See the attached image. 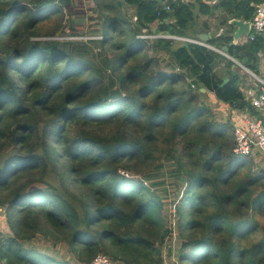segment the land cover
I'll return each mask as SVG.
<instances>
[{"label": "trees", "instance_id": "16d2710c", "mask_svg": "<svg viewBox=\"0 0 264 264\" xmlns=\"http://www.w3.org/2000/svg\"><path fill=\"white\" fill-rule=\"evenodd\" d=\"M162 1L0 0V264H164L172 201L179 264H264V168L204 100L257 112L228 57L139 36L187 37L193 5ZM217 41L257 71L263 34Z\"/></svg>", "mask_w": 264, "mask_h": 264}, {"label": "built area", "instance_id": "2783aa9c", "mask_svg": "<svg viewBox=\"0 0 264 264\" xmlns=\"http://www.w3.org/2000/svg\"><path fill=\"white\" fill-rule=\"evenodd\" d=\"M164 4V3H163ZM165 10H169V6L165 5L162 7ZM246 21V20H243ZM250 30L246 34L248 40H253L256 33L264 34V1L259 2L255 5V10L249 20ZM140 37L148 38H171L176 41H187L207 48H212L220 54L228 57L234 64L239 66L245 73L249 74L251 79L255 82L256 86H249L242 88V93L244 100H247L250 106L257 112L252 114L250 112L243 115L242 124L234 125V136L235 144L233 146V152L235 154H243L254 157L255 160L264 159V74H258L252 71L250 68L243 64L240 60L230 56L221 50L220 47H215L206 41L199 38L185 37L178 35H169L165 33H151V34H141ZM263 72V71H262ZM173 206H169L172 215L170 217V234L167 238H176L175 227H176V217L175 214V203L173 201ZM179 245V240L176 238ZM1 242V241H0ZM167 243V242H166ZM165 243V244H166ZM170 247V246H169ZM178 248V247H177ZM174 261V257H172ZM165 263V258H164ZM89 264H111V260L108 255L104 253H98Z\"/></svg>", "mask_w": 264, "mask_h": 264}, {"label": "crops", "instance_id": "0c3cea01", "mask_svg": "<svg viewBox=\"0 0 264 264\" xmlns=\"http://www.w3.org/2000/svg\"><path fill=\"white\" fill-rule=\"evenodd\" d=\"M184 1H187V3H190L193 5V12H194V19L191 23V26H189V28L187 29V37L197 38L196 36L198 33H205L206 38H207L206 42L210 43V39L216 38L217 40L219 36L225 35V34L231 36L232 32L235 30V26H233V24H230L228 22V20H230L231 18L235 16H233L229 11L226 10L227 5L225 4V2H227V0H184ZM199 2L207 4L208 6H210V8L208 10L204 8V10L202 11L201 7H199ZM242 20H245V19H242ZM231 41H232V37H231ZM190 44H193V43H190ZM214 44H215L214 46H216L218 44V41ZM217 46H220V45H217ZM209 49L215 51L212 48H209ZM240 61H242V59ZM256 63H258V69L256 68L257 70L256 73L264 74V51L260 53V57ZM224 66H225V61L221 59L219 65L216 68V71L219 73L221 70L224 69ZM231 68L233 71H237L238 73H240L241 78L239 80V83L241 85V88H246L249 86H256L255 82L251 79L249 74L245 73L239 66L233 63V66H231ZM219 75L223 77H227L224 74H219ZM201 90L205 91L204 88H201ZM209 95L214 97L213 93H209ZM214 104L216 107L215 110L221 112L224 115L223 117L225 118L231 117L234 120L235 124H242L243 115H246L248 112L247 110H245L246 107H242V108L234 107L233 106L234 104L232 105L222 104L221 108L220 106L217 105V103H214ZM235 104H237V102ZM1 215L2 213L0 211V237L5 233L10 232L9 226L3 220Z\"/></svg>", "mask_w": 264, "mask_h": 264}, {"label": "rangeland", "instance_id": "374dc122", "mask_svg": "<svg viewBox=\"0 0 264 264\" xmlns=\"http://www.w3.org/2000/svg\"><path fill=\"white\" fill-rule=\"evenodd\" d=\"M90 35H96L95 33H93V34H90ZM55 39H57V40H62V41H65V40H76V39H85V38H83L82 36H76V37H73V36H64V35H56L55 36ZM177 44V43H176ZM161 56H163V54L161 55ZM165 58L166 59H168V60H170L169 58H168V56H166L165 54H164V60H165ZM226 73V70H221L220 72H219V74H225ZM248 76V75H247ZM224 79H226V78H224ZM239 90H240V92L242 93V88H241V85H240V83H239ZM242 95H243V93H242ZM206 103H208V104H211V105H213V107H215V104L213 103L214 101L212 100V98H211V96L209 95V97H207V98H205V100H204ZM216 103V102H215ZM215 115L217 116V118L218 119H224L225 117H223L224 115L221 113V112H219V111H216V113H215ZM258 162L260 163V165H261V167H263L264 168V159L263 158H261L260 160H258ZM174 166V164H171L170 166H165V168L164 169H162L161 170V173L160 174H163L164 176H166V177H171V176H173L172 174H173V171L172 172H170L168 169H166V168H169V167H173ZM161 175H159L158 177H160ZM157 177V178H158ZM156 179V178H155ZM156 180H160V179H156ZM156 185H154V187H155ZM159 194H161L162 192H160V191H157ZM163 195H165V194H163ZM180 196V195H179ZM167 198V197H166ZM170 198V197H169ZM170 199H173V198H170ZM167 200H168V198H167ZM173 202V201H172ZM171 202V204H170V206H173V203ZM168 207H169V205H168ZM2 216V215H1ZM177 238V237H176ZM176 238H173V239H168V241H166L165 243V245H163V257L165 258V263L164 264H179V262H178V258H177V247L179 246L178 245V241L176 240ZM37 242H36V244H39V243H42V244H44V241H42L41 240V236L39 235L38 237H37ZM35 240V241H36ZM170 246V247H169ZM65 251V250H64ZM172 257H174V261L172 260Z\"/></svg>", "mask_w": 264, "mask_h": 264}, {"label": "water", "instance_id": "95a60500", "mask_svg": "<svg viewBox=\"0 0 264 264\" xmlns=\"http://www.w3.org/2000/svg\"><path fill=\"white\" fill-rule=\"evenodd\" d=\"M155 2H157V4L159 6H162L163 5V1L162 0H154ZM228 22L230 24H233V26H235V30L232 32L231 34V37H232V41L230 44H235L238 42V40L240 39L241 36H243L244 34H247L250 30V25H249V21H243L242 19L240 18H236V17H233L231 18L230 20H228ZM152 31H155V28H153ZM197 38L203 40V41H207V38H206V34L205 33H198ZM222 51H224L225 53H227L228 51V46H221L220 47ZM247 61V58H244L242 59V63L245 64ZM255 67L258 69V63L255 64ZM237 71H233V74H236ZM228 81V78L224 79L223 80V83L227 82ZM1 211V210H0Z\"/></svg>", "mask_w": 264, "mask_h": 264}]
</instances>
